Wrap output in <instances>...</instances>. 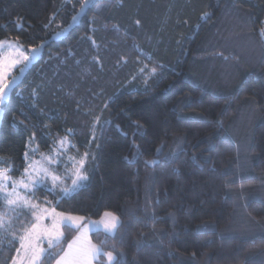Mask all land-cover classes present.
Wrapping results in <instances>:
<instances>
[{
  "label": "trees",
  "instance_id": "1",
  "mask_svg": "<svg viewBox=\"0 0 264 264\" xmlns=\"http://www.w3.org/2000/svg\"><path fill=\"white\" fill-rule=\"evenodd\" d=\"M89 1L0 0V41L43 46L1 107L0 167L20 177L68 134L89 179L34 202L115 214L116 235L91 238L119 264H264V0Z\"/></svg>",
  "mask_w": 264,
  "mask_h": 264
},
{
  "label": "snow or ice",
  "instance_id": "2",
  "mask_svg": "<svg viewBox=\"0 0 264 264\" xmlns=\"http://www.w3.org/2000/svg\"><path fill=\"white\" fill-rule=\"evenodd\" d=\"M88 4L89 0H83L81 10L84 11ZM260 35L264 37V30L260 32ZM5 44L8 45L7 49L3 48ZM22 47L18 42L0 41V105L4 104L8 90L18 79L13 76L5 82L8 77L7 70L21 64L20 57L30 62L29 56L21 50ZM36 51L33 49V56ZM27 66L24 64L19 68V72L23 73ZM146 68L147 65H144L141 72H144ZM156 71V67L151 68L149 75H155ZM2 112L3 108H0V114ZM69 133H72V130H69ZM55 144L58 147L54 146L49 154L40 153L42 158L40 161L31 160L26 151L24 154L26 166L19 178L10 174L16 171L14 165L0 167V205H2L0 207V238L7 233L13 237L12 242H19L16 256L12 258L11 264H53V261L54 264H93V261L101 256L106 257V264H119L118 258L112 251L104 252L87 237L77 236L70 243L66 241L62 228L78 231L80 222L84 220L83 216L57 212L55 207L51 206L53 201L48 200L47 196L44 198L43 206L33 202L38 198L37 190L43 187L58 204L61 199L74 195L89 179L86 165L95 157L88 151L82 155H69L64 148L66 144H70L68 134ZM70 146L73 149L77 147L75 144ZM36 151L33 150V155ZM3 159L0 157V162H3ZM149 163L155 164L158 161ZM60 167H63V173L59 172ZM69 180L70 184L67 183ZM49 183L51 187L48 186ZM10 213H15V216L13 217ZM104 216L110 217V220L104 223L103 231L106 236L114 237L116 231L124 225L112 212H105ZM13 220L20 227L10 231L15 227ZM45 220L49 223H44ZM90 229L101 231L99 225H90ZM17 233L20 234L17 235ZM45 242L46 247H44Z\"/></svg>",
  "mask_w": 264,
  "mask_h": 264
},
{
  "label": "rangeland",
  "instance_id": "3",
  "mask_svg": "<svg viewBox=\"0 0 264 264\" xmlns=\"http://www.w3.org/2000/svg\"><path fill=\"white\" fill-rule=\"evenodd\" d=\"M91 4V1H89V4L88 5H90ZM264 30V29H263ZM9 43H16V42H13V41H8ZM7 47H8V45L7 44H5V45H3V48L4 49H7ZM23 52H24V54L25 55H28L29 56V59H30V62L29 61H24L23 60V57H20V59H21V64H18V65H16L15 67H13V68H10V69H8L7 71H8V77H7V80L5 81V82H7L8 80H10L11 79V77H13V76H16V77H18V79L16 80V82L14 83V84H12L11 85V87H10V90H8V95H7V98L10 96V94H11V92H12V90L23 80V78H24V76H25V74L27 73V71L29 70V68L40 58V56H41V53H42V50H43V46L42 47H40L39 49H36L37 51H36V53H35V55L33 56V50H30V51H26L23 47H22V49H21ZM24 64H27L28 66H27V68L25 69V71L23 72V73H20L19 72V68L20 67H23L24 66ZM2 107V105H0V108ZM68 147V146H67ZM67 147L66 146H64V148H66L67 149ZM33 152V151H32ZM36 153V152H35ZM29 157H30V154H29ZM30 159H31V157H30ZM42 158H41V155L39 156H37V158H33V156H32V159L31 160H35V161H40ZM11 174V173H10ZM15 178H19V177H15ZM86 182V181H85ZM49 187H51V184L49 183V185H48ZM40 189H44L43 187H41ZM40 189H38V190H40ZM81 189V188H80ZM79 189V190H80ZM37 190V191H38ZM78 190V191H79ZM77 191V192H78ZM76 192V193H77ZM34 202V201H33ZM2 206V205H1ZM17 211H19V210H17ZM11 214H15V213H10V215ZM110 220V217H103L100 221H95V222H89V223H86V221L85 220H83L82 222H80V233H79V235L78 236H83V237H87V239H90L91 241H92V238H91V236L93 235V234H95V233H104L105 234V232L103 231V227H104V223H106V222H108ZM44 223H49V221L48 220H45L44 221ZM90 225H99V227H100V229H101V231H99V232H97V231H94V230H91L90 229ZM74 230H76V229H74ZM62 231H63V228H62ZM93 243V242H92ZM94 244V243H93ZM44 247H46V242H45V244H44ZM100 248V247H99ZM114 255V254H113ZM115 256V255H114ZM102 257V256H101ZM101 257L98 259V260H96V261H93V264H98L99 262H100V259H101ZM104 264H106V262L104 263Z\"/></svg>",
  "mask_w": 264,
  "mask_h": 264
},
{
  "label": "water",
  "instance_id": "4",
  "mask_svg": "<svg viewBox=\"0 0 264 264\" xmlns=\"http://www.w3.org/2000/svg\"><path fill=\"white\" fill-rule=\"evenodd\" d=\"M4 117H5V111L3 110L2 114H0V132L3 127Z\"/></svg>",
  "mask_w": 264,
  "mask_h": 264
}]
</instances>
